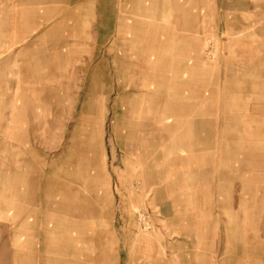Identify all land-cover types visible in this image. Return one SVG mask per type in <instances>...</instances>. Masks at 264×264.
<instances>
[{
    "label": "rangeland",
    "instance_id": "obj_1",
    "mask_svg": "<svg viewBox=\"0 0 264 264\" xmlns=\"http://www.w3.org/2000/svg\"><path fill=\"white\" fill-rule=\"evenodd\" d=\"M12 2L17 4L16 0H2L7 8L0 16V264H204L209 259L203 261L206 253L212 264H242L251 257L264 264V139H260L263 143L259 144L257 163L258 217H228L226 232L218 243L220 250L202 249V227L174 225L180 213H148L137 208L132 213H90L92 193L98 197L100 209L107 204L108 194L111 205L117 202L119 192H114L115 201L112 197V170L121 174L132 157L138 160L140 154H146L147 164L154 165L157 154L165 152L168 134L157 119V110L129 114L123 102L128 85L134 87L139 82L145 90L152 88L146 84L145 74H132L134 68L135 72L140 68L144 72V67L157 70L163 60L171 59L160 56L171 52L167 48L161 52L159 42L155 43L157 57L155 51L135 53L138 46L134 39L138 35L144 39L171 33L172 26L160 19L165 17L160 10L145 9L140 15L145 24L116 26L114 38L105 40L103 33L96 41L85 9L81 25L73 24L75 15L70 11L68 24L60 26L57 2L48 5L41 0H18L21 9L31 6L32 18L43 24L15 26L11 24ZM141 2L149 7L153 0ZM27 17L31 18L27 14L20 21L25 22ZM208 29L212 35L219 33L218 26ZM248 41H244V55L262 51L258 43ZM224 45L208 43L199 55L216 67L222 61ZM229 46L234 48V42ZM233 54L228 49L227 61ZM186 58L191 64L192 59ZM101 64L107 65L112 74L98 76L97 91L96 87L91 89V71ZM108 82L113 84L111 89L103 88ZM152 106L157 108L150 103L149 108ZM17 117L16 130L11 119ZM149 120L150 129L138 136L139 124ZM128 125L136 137H122ZM169 154L164 155L167 163L174 159L172 152ZM27 158L30 164L24 163ZM245 172L250 177V170L244 171V176ZM106 179L111 180L109 185ZM60 181L70 183L81 197L76 201L73 194L68 200L60 191L65 189ZM143 189L145 196L154 193V187L149 193ZM248 198L244 192V206ZM41 205L44 213L39 214ZM254 225L258 226L256 242L247 233L243 235L245 248L236 241L225 243L227 236L239 237L234 228L251 231Z\"/></svg>",
    "mask_w": 264,
    "mask_h": 264
},
{
    "label": "crops",
    "instance_id": "obj_2",
    "mask_svg": "<svg viewBox=\"0 0 264 264\" xmlns=\"http://www.w3.org/2000/svg\"><path fill=\"white\" fill-rule=\"evenodd\" d=\"M52 1L58 3L60 26L68 24L70 11H74L75 15L73 24L81 25L85 9L94 27L92 35L96 41L103 33L105 40L112 39L116 26L145 24L140 19L145 9L153 11L157 8L166 17L160 19L172 26L171 33H156L144 39L138 35L134 39L138 46L136 54H141L143 50L149 53L155 51L157 57L158 49L163 52L167 48L171 53L160 56L171 59L163 60L157 70L144 67V72L140 71L141 68L135 72L134 68L132 74H145L146 84H151L152 88L145 90L136 82L134 87H124H128L129 92L123 98L129 114H151L157 110V119L162 121L164 132L172 135V139L166 135L165 152L157 154L154 165L147 164L146 154H140L138 160L132 157L121 174L112 170L114 201V192H119L116 205L110 204L111 196L108 194L107 204L100 209L98 197L92 193L90 213H132L133 208L147 210L148 213H180L179 219H189H178L174 225L202 227V249L218 250L228 217L257 218L259 213L257 163L259 144L263 143L260 139H264V126H260V122L264 123V109H261L264 107V0H259L262 3L258 0H153L149 7L142 0H41L48 5ZM16 3L10 5L11 24H43L32 18L31 6L21 9L18 0ZM6 8L1 0L0 16ZM168 10L169 17L166 15ZM122 12L123 16L120 15ZM27 14L31 18L21 22L20 19L23 20ZM210 26H218L219 33L212 35L208 29ZM141 41L145 44L142 45ZM244 41L258 43L257 47L262 51L244 55ZM156 42L162 44L158 49ZM212 42L225 43L221 51L222 61L216 67L203 61L199 55L201 49ZM231 42H234V48L229 46ZM152 46L155 50L146 49ZM228 49H232L234 54L228 56L227 61L225 54ZM181 56L183 58L179 60ZM186 57L192 59L191 64L185 61ZM91 72L94 80L91 89L96 87L97 91L100 86L98 76L112 74V70L104 64L93 67ZM110 84L108 82L103 88L111 89L113 84ZM150 103L157 108H149ZM11 120L15 122L13 129L16 127L17 130L19 118ZM150 121L139 124L138 136L150 129ZM128 127L122 137H136L132 126ZM22 136L27 137V134ZM169 152L174 159L167 163L164 158L166 154L170 155ZM247 170H250V177L246 176V172L244 176ZM109 181L106 179L107 185ZM59 184L65 187L60 191L68 200L73 194L76 201L81 197L79 191L73 192L70 183L60 181ZM144 187L148 193L154 187V193L145 196ZM244 192L249 196L245 206ZM257 227L251 226V231L234 228L239 237L227 236L225 243L236 241L245 248L243 235L250 233L251 241L256 242ZM234 229H231L232 233ZM193 234L196 237L197 233ZM208 256L204 264L213 263L207 253L203 261ZM242 264H259V261L251 257Z\"/></svg>",
    "mask_w": 264,
    "mask_h": 264
},
{
    "label": "bare ground",
    "instance_id": "obj_3",
    "mask_svg": "<svg viewBox=\"0 0 264 264\" xmlns=\"http://www.w3.org/2000/svg\"><path fill=\"white\" fill-rule=\"evenodd\" d=\"M132 82V81H131ZM134 83V82H133ZM132 85V84H131ZM22 131V130H21ZM23 134H25V133H23ZM22 134V135H23ZM30 144V143H29ZM30 147V146H29ZM31 151V150H30ZM27 162L30 164L31 162H30V159L29 158H27L25 161H24V163H26L27 164ZM39 167L41 168V165H39ZM39 168V169H40ZM41 177V179H42V174H39V178ZM3 202H4V200H3ZM5 204V203H4ZM20 210V209H19ZM18 210V211H19ZM25 210V209H24ZM37 213H39V214H41V213H44V209H43V206L41 205V209H39V212H37ZM20 214V213H19ZM11 216V215H10ZM21 216V215H20ZM44 216V215H43ZM13 218H14V216H13ZM18 218V217H17ZM15 219H16V217H15ZM12 220V219H11ZM14 220V219H13ZM12 220V221H13ZM14 221H16V220H14ZM41 222V221H40ZM23 224H25V223H23ZM34 225V224H33ZM22 226V225H21ZM16 230H18V229H16ZM17 232V231H16ZM22 232V231H21ZM40 232H41V230H40ZM21 234V233H20ZM29 235V234H28ZM22 236V235H21ZM22 239V238H21ZM16 242V241H15ZM19 242V241H18ZM22 243V242H21ZM14 244V243H13ZM20 244V243H19ZM24 244V243H23ZM21 245V244H20ZM14 246H15V244H14ZM22 246H24V245H22ZM21 246V247H22ZM20 247V246H19ZM20 249V248H19ZM44 253H45V251H43ZM39 254H41V253H39ZM47 254V253H46Z\"/></svg>",
    "mask_w": 264,
    "mask_h": 264
}]
</instances>
